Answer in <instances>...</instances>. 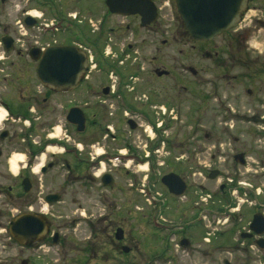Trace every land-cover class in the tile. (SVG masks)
Masks as SVG:
<instances>
[{
  "label": "flooded vegetation",
  "instance_id": "1",
  "mask_svg": "<svg viewBox=\"0 0 264 264\" xmlns=\"http://www.w3.org/2000/svg\"><path fill=\"white\" fill-rule=\"evenodd\" d=\"M34 1L41 15L28 2L12 19L13 0H0V264H40L34 251L66 245L68 235L60 231L66 222L55 230L58 219L50 211L60 203L77 204L75 264H178V250L188 248L201 253L203 264H247L255 250H264V233L252 227L258 213L264 216V147L237 149L230 142L226 148L220 138L228 129L217 124L202 139L213 144H198L191 128L185 144L167 136L162 145L135 118L137 108L145 118L170 117L165 105L147 97L149 85L163 83L165 93L179 85L178 66L146 56L160 51L157 0L151 24L139 14L113 13L107 0L68 1L73 7L65 10L56 0ZM248 4L239 24L250 19L252 26L246 22L240 31L236 24L222 33L230 36L226 47L202 51V78L216 97L257 73L252 69L261 57L245 44L264 29V0ZM23 24L41 32L24 33ZM66 46L68 58L48 55ZM77 47L87 62L79 83ZM240 67L247 71L233 74ZM134 78L147 90L141 105L124 92L135 90ZM247 92L260 106L251 119L264 121V101ZM223 112L228 120L238 117ZM158 129L167 131L163 123ZM257 131L264 138V127ZM27 216L36 231L29 230Z\"/></svg>",
  "mask_w": 264,
  "mask_h": 264
},
{
  "label": "rangeland",
  "instance_id": "2",
  "mask_svg": "<svg viewBox=\"0 0 264 264\" xmlns=\"http://www.w3.org/2000/svg\"><path fill=\"white\" fill-rule=\"evenodd\" d=\"M61 4L65 10L67 6L73 7L72 4L68 1L74 0H56ZM32 3L33 10L37 11L39 15L42 13V8L35 4L34 0H13L14 3V12L11 16L12 19L16 16V12H18L21 8L25 7L26 3ZM160 19L159 23L161 26V36L158 46L160 47V51L153 52L149 55L150 52L146 53L148 55L147 59H150L152 55L156 54L161 59L159 63L167 66H178V76H179V85L177 84L175 87L177 89H173L172 92L165 93V88L162 87L163 83L156 85V87L151 88L149 82L146 81L147 85L150 87L149 95L147 96L153 102H159L158 104H163L167 108V112L170 113V117L163 116V112L153 114L152 118H145V116L138 111L137 108L136 120L142 124V130L148 129L149 131L152 129L153 133L156 134V137L160 136L162 140V145L168 144L163 142L164 137H169L174 140L177 139V143L180 144L181 140L184 141L187 139V132L191 128L193 129V135L195 136V140H200L198 144L215 143L213 140H209V142H204L202 140L207 132L217 124V129L227 130L225 136H221L220 143H222L226 148L231 142L233 147L237 149L244 148H254L257 146L264 147V138L261 137V133L257 130H263L264 121H255L251 119V113L257 111L260 106L259 104L255 105V97L250 98L248 94V89L254 90L256 93V98L259 96L264 101V83H258L260 81L261 75L263 73L259 72L262 65H264V29L256 31L252 33L250 42L245 44L250 47L256 55H259L261 59L256 64V69H252L255 73L252 79L247 81V79L238 80L233 88L225 86L219 90V94L216 97L213 93V88L210 84L205 83L203 80V66L207 64L202 57V51L206 48L221 50L226 47V42L229 39V34H222L221 36L216 37L211 44H206L204 42L195 43L191 40V37L187 33L182 18L179 17L180 14L177 10L176 0H157ZM252 13V12H251ZM250 13V14H251ZM18 19V18H17ZM252 19H254L252 17ZM250 19L246 22L250 24ZM238 25V29L241 31L243 28H246L244 25ZM252 26V24H250ZM23 32L30 33H40L41 31L38 29H29L26 25H24ZM241 27V28H240ZM243 27V28H242ZM164 40H167L164 43ZM226 43V44H225ZM231 49V47L229 46ZM234 49L235 47L232 46ZM149 62L147 61V64ZM147 64H144V67H148ZM185 67V68H184ZM189 67H193L197 70L196 75H191ZM187 68V70H186ZM258 69V71H256ZM186 70V71H185ZM238 70L240 74H244L247 71L246 68L240 67L235 68L233 74H237ZM213 73V72H212ZM232 74V75H233ZM182 76V77H181ZM130 87H134L135 90L132 92H126L129 94L130 100L132 103L134 102L137 105H141L139 98L141 97L142 91H147L143 88L140 89L141 81L138 78H134V80L130 81ZM181 84H187L188 87L181 88ZM165 85V84H164ZM163 85V86H164ZM190 85V86H189ZM159 90V92H155L154 90ZM191 89L192 92H191ZM153 90V91H152ZM262 91L261 94H259ZM155 93L160 96V99H156ZM170 94V98L169 97ZM215 96V97H214ZM143 97V95H142ZM224 105V110L231 114L237 115L236 120H228L227 117H221L219 114L224 113L220 110L222 105ZM220 105V107H219ZM159 106L156 108L150 107V110L158 111ZM148 109V110H149ZM228 113V114H229ZM177 114V115H176ZM246 116V117H245ZM245 117V118H244ZM163 123L164 127L167 128V131H159L158 127ZM168 125V127H166ZM218 132L215 131L214 137L216 138ZM234 136L238 138V141L234 139ZM218 144V143H216ZM254 155V154H250ZM252 160L256 159V157H251ZM254 158V159H253ZM71 204L70 201H68ZM77 204H71L70 206L67 203H60L56 205L54 209L50 207V211L55 215L52 216L53 219L57 220L55 225L57 224V229L59 230L62 226L60 224L66 225L61 231L62 234H67L68 238L66 241V245L61 246H53L50 245L46 250H37L34 251V258L38 259L41 263H49V264H75V253L76 249L74 243L77 242ZM59 216V218H58ZM256 255H253L252 260L247 264H264V250L257 249ZM178 264H203L201 253L193 252L192 250H178ZM241 264V263H236ZM246 264V263H245Z\"/></svg>",
  "mask_w": 264,
  "mask_h": 264
},
{
  "label": "water",
  "instance_id": "3",
  "mask_svg": "<svg viewBox=\"0 0 264 264\" xmlns=\"http://www.w3.org/2000/svg\"><path fill=\"white\" fill-rule=\"evenodd\" d=\"M251 0H176L177 10L182 18L189 36L195 41H210L223 32L231 31L240 22L248 10ZM108 8L117 14H139L143 24H151L158 18V10L152 0H107ZM28 23L27 25H31ZM50 56H71V47H53ZM77 83L87 72L85 52L77 47ZM55 69V68H54ZM68 72V69H66ZM195 72V71H194ZM46 59L44 58L38 69V77L45 81ZM184 188L177 192L183 194ZM25 218L22 220L24 221ZM31 216H27L29 230L36 231V223H32ZM252 227L257 228L258 235L264 233V216L258 213L253 219ZM26 223V222H25ZM33 226V228H31ZM264 242V240H261ZM264 248V245L261 246Z\"/></svg>",
  "mask_w": 264,
  "mask_h": 264
},
{
  "label": "trees",
  "instance_id": "4",
  "mask_svg": "<svg viewBox=\"0 0 264 264\" xmlns=\"http://www.w3.org/2000/svg\"><path fill=\"white\" fill-rule=\"evenodd\" d=\"M193 42H195V43H199V42H196V41H194V40H193ZM200 43H201V42H200Z\"/></svg>",
  "mask_w": 264,
  "mask_h": 264
},
{
  "label": "bare ground",
  "instance_id": "5",
  "mask_svg": "<svg viewBox=\"0 0 264 264\" xmlns=\"http://www.w3.org/2000/svg\"><path fill=\"white\" fill-rule=\"evenodd\" d=\"M34 13H37V12H34Z\"/></svg>",
  "mask_w": 264,
  "mask_h": 264
}]
</instances>
